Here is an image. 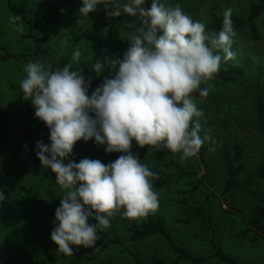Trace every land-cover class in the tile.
Instances as JSON below:
<instances>
[{
  "label": "rangeland",
  "instance_id": "obj_1",
  "mask_svg": "<svg viewBox=\"0 0 264 264\" xmlns=\"http://www.w3.org/2000/svg\"><path fill=\"white\" fill-rule=\"evenodd\" d=\"M22 3L25 0H14ZM168 8L180 6L182 11L194 21L205 24L206 32H210L212 23L211 7L219 5V12L227 9L237 14L247 15L252 2L256 0H162ZM29 17L35 24L31 34L37 38L43 51L37 55L34 38L29 36L26 23L12 24L14 17L6 3L0 0V44L6 46L11 53L25 54V58H11L0 62V106L5 113L6 138H0V191L6 199L0 202V264H71L72 257L58 252V246L51 240L50 234L54 227V217L42 212L45 208L56 207L52 195L61 201L64 192L55 181V174L42 166L36 156V144L43 141L50 143L49 129L38 131L26 145L25 151L15 155L18 141L29 130L36 129L38 120L34 112L24 101L20 82L26 78L24 68L27 63L39 61L52 70L62 69L60 60L70 51L72 64H89L92 50L96 45L98 34L103 36L102 55L99 60L113 59L112 46L118 38H122L129 48L128 36L134 32L128 25L131 18H123L119 31L115 33L110 28V19L101 10L104 5H98L97 11L88 16L79 15L82 0H26ZM124 2V0H120ZM260 38H254L247 30L240 36H234L231 50L236 53L235 59L224 61L220 68L239 67L244 75L237 78L234 84H225L213 77L201 84V89L209 88L207 97H193L197 107L203 110L201 137L209 133L215 143L205 142L207 167H199L195 157L181 162L179 154L170 155L163 160H155L152 147L146 158L140 160V147L132 145L130 151L137 155L142 164L156 173L157 177L167 176L178 171H193L195 178H200L207 185H200L191 193L190 202L203 208L210 207L213 218V228L203 219L191 224L181 223L183 204L181 190L191 188V179H182L172 184L169 189L153 186L158 193V207L154 215H163L166 225L181 244L195 255H211V238L223 245L228 253L235 256L241 264H264V238L255 241L250 235L242 236L245 225L240 218L226 209L238 207L248 218L252 217L259 198L264 196V179H253L243 187L237 188L232 194L225 191L228 165L225 153L233 155L234 141L239 143L244 154L240 164L243 168L238 181L243 182L254 174L258 165L264 162V138L257 128L256 102L264 88V14L257 19ZM80 51L79 61H73L75 51ZM223 56V53H220ZM2 52L0 51V56ZM103 70V69H102ZM90 77L97 79L100 75L93 69ZM114 75L112 71L109 78ZM210 86V87H209ZM97 86L89 90V95ZM199 93V91H196ZM196 118L194 117V120ZM2 131L0 121V133ZM214 147V151L210 150ZM73 153L84 158L107 160L108 153L95 144L94 140L75 143ZM125 154V153H124ZM67 163V162H65ZM153 179L152 183L155 181ZM211 187V190L208 189ZM231 196V198H230ZM231 203V206L228 205ZM143 217L126 218L123 209L116 211L110 218V227L98 232L100 239L94 247L72 245L79 253L95 256V259L84 264H97L112 261L115 264H131L133 256L129 251L144 259L159 255L170 261L176 255L169 249L165 241L157 235L133 242L128 237V229L135 223H140ZM90 224L97 221L90 218ZM106 238L118 237L125 247L111 244L101 253L98 246ZM186 264V263H182ZM216 264H222L217 262Z\"/></svg>",
  "mask_w": 264,
  "mask_h": 264
},
{
  "label": "clouds",
  "instance_id": "obj_2",
  "mask_svg": "<svg viewBox=\"0 0 264 264\" xmlns=\"http://www.w3.org/2000/svg\"><path fill=\"white\" fill-rule=\"evenodd\" d=\"M101 4L108 19L127 14L141 21L127 38L130 46L123 59L105 58L92 65L97 74L105 67L113 71L111 78L89 95L91 78L72 70V64L52 70L35 61L26 64V78L20 82L35 118L49 129L50 143L38 141L36 156L64 192L50 238L65 256H73L72 245L94 247L98 232L110 227L116 211L137 218L157 209L152 186L157 174L131 153L133 141L140 148L162 146L179 154L181 162L196 156L205 142L215 143L209 133L199 134L204 113L192 94L207 97L209 88L201 89V84L218 73L222 59L236 56L231 9L225 10L219 32H206L205 24L179 5L166 8L160 0H152L148 8L145 0H82L79 15L88 16ZM9 19L15 25L20 17ZM80 56L75 51L73 61ZM81 140H94L106 153L125 154L108 164L89 158L77 163L69 157ZM5 199L0 191V202ZM90 218L97 223L90 224Z\"/></svg>",
  "mask_w": 264,
  "mask_h": 264
},
{
  "label": "trees",
  "instance_id": "obj_3",
  "mask_svg": "<svg viewBox=\"0 0 264 264\" xmlns=\"http://www.w3.org/2000/svg\"><path fill=\"white\" fill-rule=\"evenodd\" d=\"M8 10L13 14L14 17H20V20L16 22L19 23H26L29 27V36L34 38L36 53L39 55L42 51V45L40 41L35 38L31 31L33 30L35 24L33 19L29 17V11L27 9V2L26 0L22 3H17L14 0H3ZM180 1V0H177ZM160 3L164 4L162 0ZM152 4V0H145L144 7L148 8ZM166 8V4H164ZM102 14H105V10H101ZM230 20L232 22V28L235 32V36H240L247 30H250L254 38H260L259 30L257 26V19L264 14V0H256L251 3L247 15L237 14L235 12H231ZM211 17L212 23L210 26V32H219L223 26L224 20V12H219V5H214L211 7ZM123 18H131V21L128 25L129 28L135 30L136 27L140 26L141 21L139 17H132L128 16L127 14H122L120 17H115L110 19V28L115 33L119 31V24ZM96 45L92 50V58L89 64L83 63L81 65H75L71 63L72 59V52L70 51L66 56H64L60 60V66L63 68L68 64H72V70L81 71L84 75L86 80L90 77V71L92 70V65L99 60V57L102 55V46H103V36L98 34L96 37ZM128 48L122 38H118L113 46H112V53L116 56V58L123 59L125 53L127 52ZM0 51L2 55L0 56V62H6L13 57L17 58H25L27 59L26 55H16L11 53L6 46L0 44ZM35 62V61H33ZM112 71H110L107 67H105L97 79H92L91 88L95 86H99L102 84L104 79L109 78ZM244 75V70L239 67H231V68H219L218 73H216L213 77L217 80L222 81L225 84H234L237 82V78L242 77ZM259 87L261 89V96L257 99L256 102V117H257V128L259 133L264 138V88L262 85ZM193 97L199 98V93L194 92L192 94ZM26 105L29 107V111L35 112L34 107L32 106L29 99H24ZM38 126L36 129H32L27 131L22 138L17 143V148L15 150V155H20L25 151L26 145L31 143L32 137L40 130L47 129L48 127L40 121L38 118ZM0 121L2 126V131L0 133V138H6V127H5V113L0 106ZM132 145H136L135 141L132 142ZM100 148L105 149V146L98 145ZM153 146L146 145L144 148L140 149L139 152V159L142 160L146 158L148 155L149 150ZM234 152L231 155L230 152L225 153L226 163L228 165L227 170V180L225 184V191L233 194L237 188L243 187L244 185L250 183L253 179H264V162H261L257 170L254 174L248 176L243 182L238 181V176L243 168V164H240L241 159L244 154L243 147L234 141L233 143ZM176 153H172L170 150L163 148H156L154 152V159L155 160H163L165 157L170 155H175ZM120 155H124V153H108L107 160L104 164H108L115 159H117ZM197 160V164L199 167H207V153H206V145L203 144L196 156H194ZM69 159L75 160V162H79L82 158L78 155L72 153ZM65 162H68L65 160ZM182 179H191V188L186 190H181L180 194L182 198L179 200L183 204V218L180 219L181 223L191 224L196 220L203 219L208 222L210 228H213V218L211 214V208L208 206L203 208L202 206L191 203L190 194L193 193L200 185H204L207 187L206 184L203 183V180L200 178H195V173L193 171H186L180 170L176 173L169 174L167 176H159L155 179L152 183L153 186L169 189L172 184L179 183ZM208 189L211 190V187L208 186ZM231 198V196H230ZM52 199L56 204V207L52 208H45L42 210L43 213L54 217L55 219V210L57 207L60 206V201L52 195ZM231 206V203H228ZM228 213H232L236 215L238 218L242 220L245 225V230L241 233L242 236L250 235L253 237V240L258 241L264 238V196L259 198V204L256 206V209L252 215V217L248 218L244 211L238 207H230L226 209ZM157 235L162 238L165 243L168 245L169 249L176 255L175 259L170 261L166 260L165 258L159 255H152L148 259L141 258L136 253L131 251L130 254L133 256V261L131 264H216L220 262L222 264H241V262L235 257L232 256L230 253L226 251L222 244H220L213 233V237L211 238V246H212V254L205 256V255H195L191 250H189L186 246L181 245L175 237L169 231L166 220L163 215H154L153 211H150L148 215L143 216V219L140 223H135L131 225L128 229V237L131 241L137 242L144 238ZM102 236L105 239V242L98 246V252L101 253L111 244H118L123 247V250H129L128 247H125L118 237L114 238H106V236L102 233ZM62 255H64L62 253ZM65 256V255H64ZM71 260V264H84L87 261H91L95 259V256H88L78 251L73 250V256ZM97 264H115L112 261L105 262V263H97Z\"/></svg>",
  "mask_w": 264,
  "mask_h": 264
}]
</instances>
